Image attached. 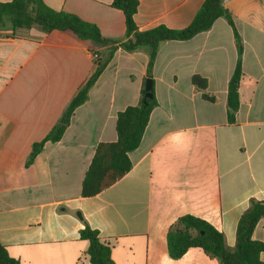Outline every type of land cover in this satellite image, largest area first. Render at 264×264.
Wrapping results in <instances>:
<instances>
[{
  "label": "crops",
  "instance_id": "0c3cea01",
  "mask_svg": "<svg viewBox=\"0 0 264 264\" xmlns=\"http://www.w3.org/2000/svg\"><path fill=\"white\" fill-rule=\"evenodd\" d=\"M44 2L97 25L106 38L125 36V16L113 0ZM204 2L139 0L135 22L141 31L183 30ZM223 6L243 42L235 122L227 104L237 44L219 18L190 40L161 44L151 72L158 105L129 154L133 167L88 198L82 184L98 145L118 140L119 112L140 102L147 50L119 49L62 139L46 143L28 166L33 145L55 127L95 71L94 53L104 49L69 32L0 26V244L12 257L21 264H90L89 242L80 235L87 223L100 238L115 240L113 264H220L201 249L170 257L167 233L184 215L209 222L235 248L250 200L264 201V0ZM195 75L207 80L205 90L193 85ZM252 238L264 242V218Z\"/></svg>",
  "mask_w": 264,
  "mask_h": 264
},
{
  "label": "trees",
  "instance_id": "16d2710c",
  "mask_svg": "<svg viewBox=\"0 0 264 264\" xmlns=\"http://www.w3.org/2000/svg\"><path fill=\"white\" fill-rule=\"evenodd\" d=\"M112 7L122 11L125 16L126 29L122 40L104 37L97 25L86 22L75 14L56 11L44 0L0 2V22L4 24L6 19L9 20L13 30L37 28L45 34L54 31L69 32L82 42H92L104 49L100 56L97 52L94 53L97 62L95 71L72 98L55 127L41 142L33 145L28 166L33 163L46 143H57L62 139L76 109L89 100L91 89L119 49L129 53L145 49L149 54L146 80H152V97L146 96L144 85L139 104L119 112L116 123L118 140L98 145L82 184V196L85 198L97 196L123 178L133 167L129 154L139 148L150 116L158 105L151 72L162 43L190 40L210 30L217 19L225 18L234 30L238 51L237 64L228 86L227 115L230 123L235 122L240 107L243 42L236 31L231 12L223 6V0H205L191 24L183 30H172L165 26L146 31L139 30L135 22L139 0H113ZM192 83L199 90H205L208 85L207 80L198 75L193 76ZM203 97L209 101L215 100L207 94H203ZM263 218L264 201L251 199L237 226L236 246L230 249L226 244L225 235L209 222L193 215H184L167 233L169 255L177 260L191 249H201L207 256L218 259L220 264H264L261 259L264 254V242L252 238L253 232ZM80 235L82 240L89 242L87 256L90 264H113L114 239L100 238L99 232L87 223ZM0 264L21 263L0 244Z\"/></svg>",
  "mask_w": 264,
  "mask_h": 264
},
{
  "label": "water",
  "instance_id": "95a60500",
  "mask_svg": "<svg viewBox=\"0 0 264 264\" xmlns=\"http://www.w3.org/2000/svg\"><path fill=\"white\" fill-rule=\"evenodd\" d=\"M98 55H102L101 53H98ZM152 80L151 79H147L146 80V83H145V91H146V96L147 97H152V93H151V90H152Z\"/></svg>",
  "mask_w": 264,
  "mask_h": 264
},
{
  "label": "rangeland",
  "instance_id": "374dc122",
  "mask_svg": "<svg viewBox=\"0 0 264 264\" xmlns=\"http://www.w3.org/2000/svg\"><path fill=\"white\" fill-rule=\"evenodd\" d=\"M4 23L7 24V26H9V25L11 26L10 21L7 20V19L4 21ZM2 24H3V23L0 22V26H1ZM4 36H5V35H4ZM8 36L15 37L16 35H14V34H10V35H8Z\"/></svg>",
  "mask_w": 264,
  "mask_h": 264
}]
</instances>
